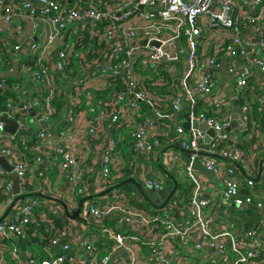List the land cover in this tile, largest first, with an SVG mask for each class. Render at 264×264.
I'll list each match as a JSON object with an SVG mask.
<instances>
[{"label":"built area","instance_id":"obj_1","mask_svg":"<svg viewBox=\"0 0 264 264\" xmlns=\"http://www.w3.org/2000/svg\"><path fill=\"white\" fill-rule=\"evenodd\" d=\"M27 22L46 30L40 39L28 35L25 49L17 38ZM0 53V74L12 69L13 55L21 74L0 78V116L17 126L10 133L0 121V156L18 176L20 193L37 177L49 185L48 161L65 179L61 198L38 185L41 195L14 202L12 178L0 166V207L13 211L0 221V246L11 241L6 253L0 249V264L6 255L16 264H192L191 257L264 264V187L255 182L262 171L257 154L242 148L253 138L264 153L254 118L255 108L264 112V0H0ZM59 96L69 107L64 128ZM194 122L214 136L206 139ZM126 139L130 151L121 147ZM196 163L219 177L225 203L262 212L257 226L213 227L214 201L202 194ZM161 167L191 189L186 200L176 189L156 212L131 202L141 199L132 185L84 201L75 220L49 199L72 212L82 196L131 176L162 189L168 179ZM44 223L45 256L27 250L22 261L18 240L30 224Z\"/></svg>","mask_w":264,"mask_h":264},{"label":"crops","instance_id":"obj_2","mask_svg":"<svg viewBox=\"0 0 264 264\" xmlns=\"http://www.w3.org/2000/svg\"><path fill=\"white\" fill-rule=\"evenodd\" d=\"M66 2L68 4L71 5H78V6H82L85 5L87 0H66ZM20 23V19L19 18H15L14 19V24H18ZM46 30V26L43 24V22H37V23H32V22H27L24 29H23V33L21 36H19L17 38L18 42H21L24 46V48H28V43H27V36L28 37H32L33 39H40L41 34L43 33V31ZM11 32V31H10ZM58 45H55L52 49V57H54L56 50H57ZM2 59V53H0V60ZM224 62V61H222ZM224 69L221 68L220 70V81L219 84H223L224 83V77L222 76V71ZM68 104L64 103L63 108L60 110V112L58 113V115L63 118L59 124L58 127H66L65 124V119L67 117V110H68ZM64 120V121H63ZM238 124V123H236ZM239 127V124L237 125V128ZM206 139H208L210 136H214V133L212 132V134H207ZM95 145V144H94ZM94 145L92 148H94ZM92 146V144H91ZM124 146V141L121 143V147ZM130 147H131V143L130 141L128 142L127 148L130 151ZM99 154V150L95 149L91 154L90 157L91 158H96ZM261 160H264V156L261 157ZM219 163L221 164H229L227 163V160L224 159H218ZM37 165H35L34 167H36ZM236 166V165H234ZM262 172L261 174H257L256 178L258 177L259 180L255 179L256 185L260 188L264 187V162L262 164ZM46 169V173L44 175H48L49 176V185L48 186H44L45 182L43 180H41V177H37L35 179V183L33 186H31V190L32 192L35 193H39V186H41V188L43 189V192L46 193H50L53 196H57V197H62L63 193H64V189H65V179L62 177L57 176L56 174V169L53 166L52 161L51 162H47L45 164ZM195 169V175L197 177V179L199 181H201L202 183V194L205 197H210L214 203L213 205L209 208V213H213L215 214L214 216V220H213V227L217 230L220 229H232L233 231H239L241 229V227H248V226H257L259 219L261 218V213L259 209L254 208L252 206H242L240 208L238 207H234L231 204L226 205V203L223 200V186L220 183L219 177L216 176L215 174L208 172L206 170H204L202 168V166L199 163H196L194 166ZM173 175V174H172ZM174 176V175H173ZM179 177V176H178ZM174 176V178L176 179V181L179 184V188H178V193L182 194V195H186L190 193V189L191 186L189 185V183L184 180L182 177L179 178ZM44 178V177H43ZM138 179V178H137ZM139 180V179H138ZM186 187H189V191L188 193L186 192ZM7 210V209H6ZM6 210H2V206L0 207V217H2ZM263 211V210H262ZM13 211H10V215H12ZM217 213V214H216ZM9 214H6V217H9ZM248 225V226H247ZM14 241V239L12 240ZM11 241L9 242H4V246H0V249H3L6 253V249L9 248V246ZM27 253H29V251L27 250H20L19 254H20V259L23 261L26 258ZM214 252L210 251L209 254L212 255ZM214 256V255H213ZM192 260V264H199L204 262L203 259H201L200 257H191ZM5 261L6 264H16V262L11 259L8 255L5 256Z\"/></svg>","mask_w":264,"mask_h":264},{"label":"water","instance_id":"obj_3","mask_svg":"<svg viewBox=\"0 0 264 264\" xmlns=\"http://www.w3.org/2000/svg\"><path fill=\"white\" fill-rule=\"evenodd\" d=\"M258 39L259 38L255 39V41H258ZM170 52L172 53V50H170ZM11 58L14 59V64L12 66V69L9 71H5V72L1 73L0 78H20L21 77V74H20L19 69H18V61H17L16 57L13 55V56H11ZM222 69H224V62L222 64ZM238 105H240V102H238ZM233 117H237V115L235 114V115H233ZM0 121L4 123V130L5 131L10 132V133H14L16 131L17 126H16L13 119L8 118L5 114H2L0 116ZM235 125H236V122L233 121L232 124L230 125V127H234ZM194 126L197 127L199 130L207 133V134H212V132H213L211 129L207 128L204 124H201V123L194 122ZM29 144L32 145L33 144L32 141H30ZM168 147H165L162 150H160V152L158 154V158H157V163H159L160 156ZM171 147L176 148V145H171ZM201 148L207 149L208 146L206 144H202ZM190 152L191 151H189V150L183 151V153L185 154L186 157L189 156ZM197 153H199L200 155H206V156H210V157L217 158V159L220 158L218 155H215L212 153H207V152H202V151H198ZM263 162H264V160H261L259 162V171H262V169H263V167H262ZM0 166L5 171H7L10 174V177L12 178V193L15 195L14 202L18 201V200H24V198L27 196V194L26 193H20L19 178L14 172H12V166L7 163V161L5 160V158L3 156H0ZM161 170L164 172V174L166 175V177L168 179V182L166 184L167 186H165L162 189L148 188V187L144 186L141 181H139L135 177L131 176V177H127L123 180H120L119 182H116L115 184H112V185L106 187L105 189H103L99 192L89 193L85 196H82L78 201L77 208L75 210H73L72 212L68 211L67 206L63 200H61L59 198H54V197H49V199L56 201L59 204H61V206L64 209L65 216L70 220H75L79 216V212L83 206L84 201L92 200V199H98L104 195L111 193L113 190H115L117 188H123L125 186L132 185L134 187V189H136V191L144 199V201L147 202L152 208L162 209L163 207H165V205L167 204V202L171 198V196L175 193L177 186H178V182L176 181L174 176L168 170L163 169V168ZM256 180H259V178L257 177ZM36 194L41 195L39 193H36ZM226 205H228V204L226 203ZM231 205L234 206L233 204H231ZM9 209H10V207L6 210L5 214L0 218V221L6 216Z\"/></svg>","mask_w":264,"mask_h":264},{"label":"trees","instance_id":"obj_4","mask_svg":"<svg viewBox=\"0 0 264 264\" xmlns=\"http://www.w3.org/2000/svg\"><path fill=\"white\" fill-rule=\"evenodd\" d=\"M9 81H14L15 79L14 78H9L8 79ZM1 103V102H0ZM55 110H56V113H59L60 110L63 108V105H64V97L63 96H59L55 99ZM254 118L257 120V124H258V127H259V130L262 131V134L264 135V112H258L257 109L255 108V112H254ZM188 125V123H187ZM128 140H124V143H125V146L128 145ZM256 146V142L254 141V139H246L244 140L243 144H242V148L244 150H247L250 152H255L257 154V163H259V161H261V157L264 156V153L261 152L258 148H254ZM130 154L129 153H125V156H129ZM132 165V162L130 163H127V167L131 166ZM127 173H131L133 171V167L131 168H127ZM179 184L177 186V189L179 188ZM186 192L188 193L189 191V187H186ZM26 194L28 195H37L35 192H32L31 190V186L29 187V190H25ZM187 195H181L184 197V199L186 200L187 199ZM40 197V196H39ZM102 199V198H101ZM132 203L140 206V207H143L145 209H148V210H152V211H159V210H155L154 208H152L147 202L144 201V199L141 197L140 200H136L134 198H132ZM57 224L60 225V222L57 221ZM248 226V225H247ZM45 228H46V224L44 223V225H41L39 227H37L36 225L34 224H30L29 225V228H28V233H27V237L25 239H19L18 240V249L19 251L21 250H29L31 251L33 254H36L39 256V258H41L42 256H45L44 254H41L42 253V246L45 245L46 241L41 239L40 238V235H45ZM33 231H36L38 234L36 236H32V232ZM42 255V256H41Z\"/></svg>","mask_w":264,"mask_h":264},{"label":"rangeland","instance_id":"obj_5","mask_svg":"<svg viewBox=\"0 0 264 264\" xmlns=\"http://www.w3.org/2000/svg\"><path fill=\"white\" fill-rule=\"evenodd\" d=\"M255 108V107H254ZM126 150H128V148H126ZM179 178V180H180V177H178Z\"/></svg>","mask_w":264,"mask_h":264}]
</instances>
